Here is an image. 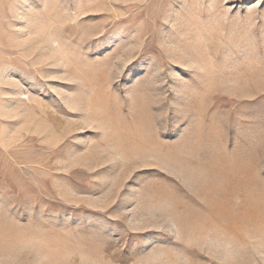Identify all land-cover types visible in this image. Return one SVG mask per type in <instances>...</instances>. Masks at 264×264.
Returning <instances> with one entry per match:
<instances>
[{"label": "rangeland", "instance_id": "374dc122", "mask_svg": "<svg viewBox=\"0 0 264 264\" xmlns=\"http://www.w3.org/2000/svg\"><path fill=\"white\" fill-rule=\"evenodd\" d=\"M262 170L264 0H0V264H264Z\"/></svg>", "mask_w": 264, "mask_h": 264}, {"label": "snow or ice", "instance_id": "6c2138e0", "mask_svg": "<svg viewBox=\"0 0 264 264\" xmlns=\"http://www.w3.org/2000/svg\"><path fill=\"white\" fill-rule=\"evenodd\" d=\"M252 2H254V0H252ZM90 15L93 18H100L101 14L96 13V14H90ZM121 27H122V22L117 21L115 24H113L111 26V28L107 32L103 33L100 36L95 37L94 41L106 45L108 47V49L114 48L118 42L126 39L125 35H123L121 32ZM103 172H109V168L105 167L103 170L97 171L96 175H101ZM143 174L144 175H153L152 172H145ZM261 175L264 176V170H262ZM105 186L106 185H104L103 182H97V187L100 191H102L103 187H105ZM125 191H127V189H125ZM115 203L117 206H119V204L122 203V200L117 201Z\"/></svg>", "mask_w": 264, "mask_h": 264}, {"label": "bare ground", "instance_id": "6f19581e", "mask_svg": "<svg viewBox=\"0 0 264 264\" xmlns=\"http://www.w3.org/2000/svg\"><path fill=\"white\" fill-rule=\"evenodd\" d=\"M27 96V95H26ZM24 97V96H23ZM28 97V96H27Z\"/></svg>", "mask_w": 264, "mask_h": 264}]
</instances>
